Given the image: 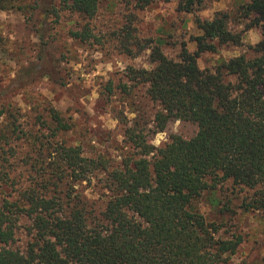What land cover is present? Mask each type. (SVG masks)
Returning <instances> with one entry per match:
<instances>
[{"label": "trees", "instance_id": "trees-1", "mask_svg": "<svg viewBox=\"0 0 264 264\" xmlns=\"http://www.w3.org/2000/svg\"><path fill=\"white\" fill-rule=\"evenodd\" d=\"M119 1L130 12L116 32L118 45L129 56L148 50L153 65L131 71L155 106L151 130L125 127L122 137L131 152L109 168L104 158L86 157L66 141L72 124L54 108L46 109L45 129L36 133L19 129L13 119L10 129L0 131V264H223L241 239L218 237L220 225L202 217L197 200L207 195L218 206L224 202L216 193L223 189L229 195L251 192L244 209L263 205L264 0H248L235 16L246 28L259 27V41L208 69L197 66L200 54L240 45V35L228 28L229 14L196 18L200 34L190 37L195 51L182 45L170 59L160 40L137 35L134 11L152 0ZM53 2L0 0V11L39 9L44 19L68 13L89 20L99 0ZM199 2L182 0L177 10L190 13ZM88 34L87 25L68 31L80 42ZM25 80L19 74L7 89ZM171 120L193 124L194 134L170 135L153 147L148 132H162ZM13 138L24 151L15 149ZM98 174L101 192L90 199L85 186ZM21 219L28 222L27 240L22 248L12 247Z\"/></svg>", "mask_w": 264, "mask_h": 264}, {"label": "rangeland", "instance_id": "rangeland-1", "mask_svg": "<svg viewBox=\"0 0 264 264\" xmlns=\"http://www.w3.org/2000/svg\"><path fill=\"white\" fill-rule=\"evenodd\" d=\"M181 1L152 0L143 10L134 11L138 37L160 40L162 53L170 59H175L182 45L194 52L190 37L200 34L194 20H209L217 12L229 14L228 28L240 35V45L220 47L216 54H200V69L211 68L218 58L246 53L260 39L259 27L246 28L245 20L235 18L239 6L248 0H200L190 13L177 10ZM128 12L119 0H99L89 20L68 13L44 19L39 9L31 13L0 11V131L10 129L13 119L19 129L32 133L44 130L46 109L52 107L72 124L65 136L68 143L80 146L86 157L104 158L109 168L119 165L131 152L122 137L123 129L134 125L150 131L156 110L145 96V86L134 82L131 75V71L152 69L149 51L129 56L115 39ZM85 25L89 28L86 41L68 37V31ZM19 74L26 80L8 90ZM194 132L193 124L171 120L162 132H148L147 137L153 147H159L170 135L188 138ZM11 143L17 151H24L18 140L13 138ZM102 179L98 174L85 186L90 199H97ZM1 191L0 187V198ZM216 194L224 203L213 206L203 195L195 206L207 222L220 225L218 237L241 239L223 264H264V202L257 210L244 209L242 201L249 200L251 192L229 195L222 189ZM27 224L24 219L18 222L12 247L25 245L23 228Z\"/></svg>", "mask_w": 264, "mask_h": 264}]
</instances>
